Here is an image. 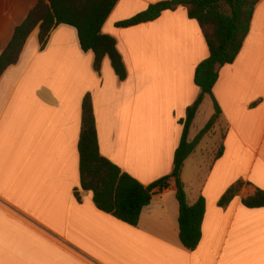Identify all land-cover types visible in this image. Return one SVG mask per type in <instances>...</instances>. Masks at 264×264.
<instances>
[{"label": "crops", "instance_id": "crops-1", "mask_svg": "<svg viewBox=\"0 0 264 264\" xmlns=\"http://www.w3.org/2000/svg\"><path fill=\"white\" fill-rule=\"evenodd\" d=\"M37 1L0 0V54ZM162 1L170 0H118L102 26L116 41L124 81L108 58L96 73L93 53L80 49L76 30L66 25L51 31L42 50L35 29L18 62L2 74L0 264H264V208L241 203L264 191V0L236 60L219 70L212 90L219 117L183 164V190L186 167L194 169L189 204L205 202L195 250L179 239L173 179L152 191L135 227L99 211L91 193L79 189L86 94L101 156L144 186L173 169L181 121L200 93L194 73L208 57L201 30L181 7L151 22L116 27ZM206 106V124L215 114L205 95L189 141L201 130L191 133ZM237 182L236 197L219 207Z\"/></svg>", "mask_w": 264, "mask_h": 264}, {"label": "trees", "instance_id": "trees-1", "mask_svg": "<svg viewBox=\"0 0 264 264\" xmlns=\"http://www.w3.org/2000/svg\"><path fill=\"white\" fill-rule=\"evenodd\" d=\"M118 0H38L0 54V78L7 68L19 60L29 35L38 30V42L42 50L51 31L59 25L73 27L77 32L80 49L94 55L93 70L100 73L102 62L109 59L114 74L120 81L127 77L116 41L102 33L101 29ZM260 0H170L149 5L135 16L116 23L127 28L156 20L162 12L179 7L186 10L189 19L195 20L205 40L208 57L196 67L194 84L200 93L186 109L181 121L182 135L173 156L171 173L148 186L123 173L119 167L101 156L90 94L81 102V125L78 142L79 189L90 192L95 207L130 226H137L142 210L147 207L154 189H164L173 179L175 198L179 206V239L184 248L193 251L201 239V223L205 202L199 198L189 204L181 183L185 160L194 152L200 140L216 123L220 110L213 96V87L219 70L233 64L250 29L255 7ZM205 95L213 101L215 114L192 141L188 140L190 126ZM219 152L218 155H220ZM242 183L229 187L218 201L219 207L227 206L237 195ZM78 190V189H77ZM77 190L75 198L79 201ZM248 209L264 208V191L257 190L253 196L242 199Z\"/></svg>", "mask_w": 264, "mask_h": 264}, {"label": "rangeland", "instance_id": "rangeland-1", "mask_svg": "<svg viewBox=\"0 0 264 264\" xmlns=\"http://www.w3.org/2000/svg\"><path fill=\"white\" fill-rule=\"evenodd\" d=\"M204 110H202V112L200 113V115L197 117L196 121L194 122V125L191 129V133L193 134V136L200 130L204 127V125L206 124V118H205V112L207 111V106L205 108H203ZM208 141H210L209 138H207ZM193 173H194V169L192 167V165L190 166H187L186 169H185V174H184V179H185V184H186V187H185V194H186V199H187V202L189 203V200H190V187H189V180H191V178H195V176L193 177ZM197 177H200L199 175ZM195 181V179H194Z\"/></svg>", "mask_w": 264, "mask_h": 264}]
</instances>
